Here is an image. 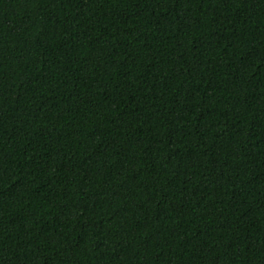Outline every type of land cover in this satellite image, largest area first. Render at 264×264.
<instances>
[{"label":"trees","instance_id":"obj_1","mask_svg":"<svg viewBox=\"0 0 264 264\" xmlns=\"http://www.w3.org/2000/svg\"><path fill=\"white\" fill-rule=\"evenodd\" d=\"M0 264H264V0H0Z\"/></svg>","mask_w":264,"mask_h":264}]
</instances>
